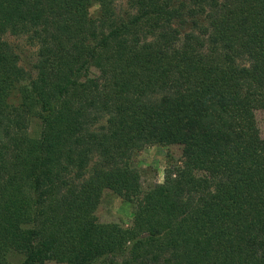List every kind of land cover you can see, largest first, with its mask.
Returning <instances> with one entry per match:
<instances>
[{
    "label": "trees",
    "instance_id": "trees-1",
    "mask_svg": "<svg viewBox=\"0 0 264 264\" xmlns=\"http://www.w3.org/2000/svg\"><path fill=\"white\" fill-rule=\"evenodd\" d=\"M260 112L264 0H0V264H264ZM154 146L191 157L143 190Z\"/></svg>",
    "mask_w": 264,
    "mask_h": 264
},
{
    "label": "rangeland",
    "instance_id": "rangeland-1",
    "mask_svg": "<svg viewBox=\"0 0 264 264\" xmlns=\"http://www.w3.org/2000/svg\"><path fill=\"white\" fill-rule=\"evenodd\" d=\"M118 8L121 10L126 7L121 4ZM97 12V6H93L90 9V14L92 16L96 15ZM12 41L16 45H21L20 39L13 38ZM24 49L25 51L28 50L26 45L24 46ZM93 73L94 72H91L85 76L83 84H86L87 81H90L93 78ZM20 89L16 92L15 99L19 98ZM257 118L261 137L264 138V112L258 113ZM29 132L33 136L38 135V120H31ZM190 157L191 153L187 146H154L135 153L131 163L140 173L142 189L146 190L154 184L163 181L165 169L181 165L189 160ZM93 221L101 224H113L120 230L129 229L133 224V206L111 192H106L101 200L98 210L93 215ZM61 248V245H56L50 253L51 258H54ZM7 260L10 264H21L24 257L16 252H9L7 254ZM49 264L53 263L51 262Z\"/></svg>",
    "mask_w": 264,
    "mask_h": 264
}]
</instances>
